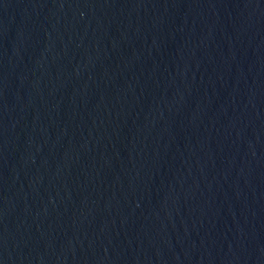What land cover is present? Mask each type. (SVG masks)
Masks as SVG:
<instances>
[{
	"label": "water",
	"instance_id": "1",
	"mask_svg": "<svg viewBox=\"0 0 264 264\" xmlns=\"http://www.w3.org/2000/svg\"><path fill=\"white\" fill-rule=\"evenodd\" d=\"M138 0H0V264H42Z\"/></svg>",
	"mask_w": 264,
	"mask_h": 264
}]
</instances>
